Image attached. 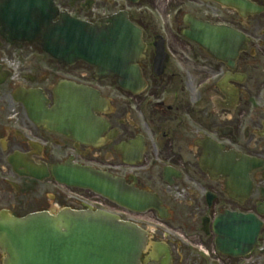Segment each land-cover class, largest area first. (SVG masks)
Returning <instances> with one entry per match:
<instances>
[{
    "label": "flooded vegetation",
    "instance_id": "obj_1",
    "mask_svg": "<svg viewBox=\"0 0 264 264\" xmlns=\"http://www.w3.org/2000/svg\"><path fill=\"white\" fill-rule=\"evenodd\" d=\"M244 1L261 11L229 5L235 0H52L56 19L67 14L106 27L110 18L125 17L140 31L145 87L138 93L115 79H96L84 63L48 58L36 40L0 31V214L23 218L100 205L148 231L142 264H239L216 253L212 223L225 212L253 214L264 230V0ZM224 28L242 39L225 46ZM74 89L96 92L100 101L88 110L101 124L82 120V139L62 128L79 127V120L36 123L21 103L38 93L50 112ZM214 149L260 162L242 205L238 191L227 190L234 186L204 169ZM76 168L102 170L155 195L166 218L118 208L65 183Z\"/></svg>",
    "mask_w": 264,
    "mask_h": 264
},
{
    "label": "water",
    "instance_id": "obj_2",
    "mask_svg": "<svg viewBox=\"0 0 264 264\" xmlns=\"http://www.w3.org/2000/svg\"><path fill=\"white\" fill-rule=\"evenodd\" d=\"M34 1L15 4L13 0H5L7 6L20 12L4 15L9 27L0 31L12 39H38L42 50L59 62L71 64L81 60L93 65L97 78L116 77L120 86L127 84L129 88L142 83L136 64L142 57L143 47L139 33L132 26L124 20L114 19L110 20L109 27L98 28L67 16H61L53 24L55 10L51 1ZM235 1L229 5L239 10L251 8L240 0ZM0 20L2 22V14ZM231 38L238 39L239 36L224 28L225 46ZM91 100L92 93L82 92L74 98L64 99L65 115L70 113L68 118L82 119L83 105ZM42 102L38 98L25 106L28 109L34 105L41 107ZM79 129L82 136L85 127L81 122ZM208 154L204 169L211 175L222 174L230 183L237 184L239 192L245 196L250 189L247 175L257 167L256 161L245 156H238L237 160L236 155L221 154L215 149ZM75 173V178L68 182L71 185L90 189L131 211L155 209L163 217L155 197L125 187L122 181L102 172L80 168ZM260 229V222L252 215L224 214L214 223L218 252L232 257L247 255L256 244ZM146 236L135 225L104 212L63 211L54 217L33 214L23 219L0 215L3 264H140Z\"/></svg>",
    "mask_w": 264,
    "mask_h": 264
},
{
    "label": "rangeland",
    "instance_id": "obj_3",
    "mask_svg": "<svg viewBox=\"0 0 264 264\" xmlns=\"http://www.w3.org/2000/svg\"><path fill=\"white\" fill-rule=\"evenodd\" d=\"M260 244H261V246L264 245V230H262V232H261ZM257 257H259V251H256L253 255H251L249 257L250 262L251 261L254 262ZM257 264H264V254L262 256H260V258L257 260Z\"/></svg>",
    "mask_w": 264,
    "mask_h": 264
}]
</instances>
